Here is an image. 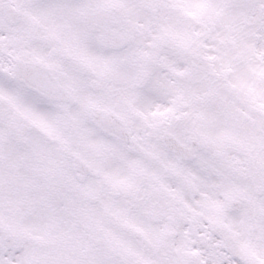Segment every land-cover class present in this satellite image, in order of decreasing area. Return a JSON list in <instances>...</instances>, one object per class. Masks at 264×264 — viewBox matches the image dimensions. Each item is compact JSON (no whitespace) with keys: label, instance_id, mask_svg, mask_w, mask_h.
<instances>
[{"label":"snow or ice","instance_id":"snow-or-ice-1","mask_svg":"<svg viewBox=\"0 0 264 264\" xmlns=\"http://www.w3.org/2000/svg\"><path fill=\"white\" fill-rule=\"evenodd\" d=\"M0 264H264V0H0Z\"/></svg>","mask_w":264,"mask_h":264}]
</instances>
